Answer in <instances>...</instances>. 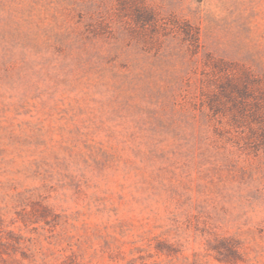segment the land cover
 I'll return each instance as SVG.
<instances>
[{"label":"rangeland","instance_id":"obj_1","mask_svg":"<svg viewBox=\"0 0 264 264\" xmlns=\"http://www.w3.org/2000/svg\"><path fill=\"white\" fill-rule=\"evenodd\" d=\"M0 264H264V0H0Z\"/></svg>","mask_w":264,"mask_h":264}]
</instances>
